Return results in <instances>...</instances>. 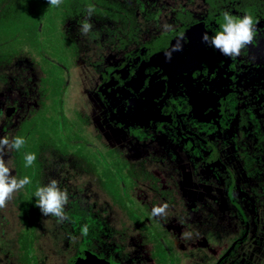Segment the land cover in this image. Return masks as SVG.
I'll return each mask as SVG.
<instances>
[{
	"label": "flooded vegetation",
	"instance_id": "af4514ba",
	"mask_svg": "<svg viewBox=\"0 0 264 264\" xmlns=\"http://www.w3.org/2000/svg\"><path fill=\"white\" fill-rule=\"evenodd\" d=\"M225 11L256 27L235 58L201 40ZM5 135L31 183L0 208V264H264V0H0ZM50 179L64 222L36 204Z\"/></svg>",
	"mask_w": 264,
	"mask_h": 264
},
{
	"label": "clouds",
	"instance_id": "9594fccd",
	"mask_svg": "<svg viewBox=\"0 0 264 264\" xmlns=\"http://www.w3.org/2000/svg\"><path fill=\"white\" fill-rule=\"evenodd\" d=\"M48 3L50 6L59 7L62 0H48ZM86 12L87 17L80 26V32L84 36H87L93 29L91 18L95 12V6L91 4L87 5ZM161 28L166 32L173 31V25L167 22L162 24ZM255 35L256 27L251 15L245 14L237 17L225 11L223 13V23L220 25L219 30L211 36L208 32H204L201 40L203 43L219 51L221 55L235 58L240 56L242 50L253 43ZM183 39V35H180L176 43L169 50L165 51L166 60H171L173 52L183 50ZM25 143V138L20 135H15L11 138L8 135L0 137V208L6 207L8 201L12 199L15 193L31 183V179L28 176L18 178L17 175H12V160L10 158L6 161L4 158L13 151H19ZM24 160L25 166L31 167L37 160V156L35 153H27ZM34 196L37 198V206L45 217H56L58 218V222H64L69 219L65 214V207L69 202V194L67 189L62 190L60 188L59 182L56 179H50L48 183L38 187ZM168 208V203L163 202L160 205L153 206L151 214L153 217H165ZM80 233L82 236H87L89 226L87 224L83 225ZM181 235L183 237L190 236L186 232Z\"/></svg>",
	"mask_w": 264,
	"mask_h": 264
},
{
	"label": "rangeland",
	"instance_id": "374dc122",
	"mask_svg": "<svg viewBox=\"0 0 264 264\" xmlns=\"http://www.w3.org/2000/svg\"><path fill=\"white\" fill-rule=\"evenodd\" d=\"M80 89V88H79ZM78 99H80V100H82V98H81V96H80V98H78ZM89 139H93V137H89ZM223 242V244H225V243H227L228 241H222ZM224 246V245H223Z\"/></svg>",
	"mask_w": 264,
	"mask_h": 264
}]
</instances>
